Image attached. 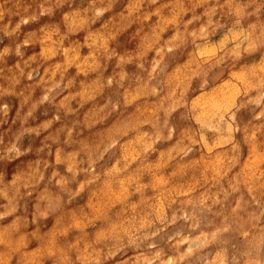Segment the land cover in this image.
<instances>
[{
	"label": "rangeland",
	"instance_id": "obj_1",
	"mask_svg": "<svg viewBox=\"0 0 264 264\" xmlns=\"http://www.w3.org/2000/svg\"><path fill=\"white\" fill-rule=\"evenodd\" d=\"M0 264H264V0H0Z\"/></svg>",
	"mask_w": 264,
	"mask_h": 264
}]
</instances>
